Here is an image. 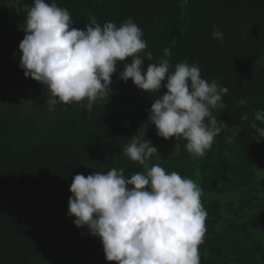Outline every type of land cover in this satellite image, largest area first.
<instances>
[{
    "label": "trees",
    "instance_id": "16d2710c",
    "mask_svg": "<svg viewBox=\"0 0 264 264\" xmlns=\"http://www.w3.org/2000/svg\"><path fill=\"white\" fill-rule=\"evenodd\" d=\"M6 1L0 0V8ZM55 2L68 9L79 29L90 16L101 25L111 21L117 26L132 18L147 41L140 55H153L146 63H158L163 49L170 48L173 69L187 60L200 67L202 78L219 80L228 89L226 108L213 114L224 129L206 155L194 159L183 138L165 140L151 124L140 129L153 100L167 90L146 93L117 74L109 98L91 111L75 102L49 110L44 86L26 78L19 67L25 7L33 4L19 0L18 28L9 26L0 12V264H94L98 257V264H115L106 260L99 238L74 225L75 217L68 215L69 188L76 174L106 173L114 167L123 168L126 177L143 172V165L124 155L132 135L150 139L156 147L150 165L192 179L203 194L220 185L249 194L264 191V139L255 141L250 127L253 113L264 109V0ZM213 26L224 33L223 43L212 37ZM122 70L123 64L118 65L117 73ZM16 89L29 92L18 98L12 94ZM241 99L246 106L238 104ZM245 112L248 121L241 120ZM245 199L239 210L257 209L258 232L253 223L221 222L219 202L203 201L207 217L204 242L198 246L200 264H264V246L254 238L255 233L264 236V197Z\"/></svg>",
    "mask_w": 264,
    "mask_h": 264
},
{
    "label": "clouds",
    "instance_id": "9594fccd",
    "mask_svg": "<svg viewBox=\"0 0 264 264\" xmlns=\"http://www.w3.org/2000/svg\"><path fill=\"white\" fill-rule=\"evenodd\" d=\"M25 12L19 67L26 78L44 86L49 110L58 103L75 102L91 111L95 103L109 98V85L117 74L146 93L167 90L153 100L140 129L151 124L165 140L183 138L194 159L203 158L223 132L224 125L213 110L226 108L227 87L219 80L202 78L200 67L187 60L173 69L170 48L163 49L164 58L158 63H146L153 55H140L147 41L132 18L117 26L111 21L101 25L90 16V22L79 29L73 27L68 9L55 0H33ZM212 37L224 41L216 26ZM120 64L123 70L117 73ZM238 104L246 106L247 100ZM241 120H249L247 112ZM250 127L255 141L264 139V109L253 113ZM123 151L144 171L130 177L115 167L106 173L76 174L68 200L74 225L99 238L106 260L115 264H200L198 246L204 242L207 217L202 188L158 163L150 165L158 154L150 139L132 135Z\"/></svg>",
    "mask_w": 264,
    "mask_h": 264
},
{
    "label": "rangeland",
    "instance_id": "374dc122",
    "mask_svg": "<svg viewBox=\"0 0 264 264\" xmlns=\"http://www.w3.org/2000/svg\"><path fill=\"white\" fill-rule=\"evenodd\" d=\"M18 2L19 0H7L2 4L0 8V12L4 15L8 25L13 28H18L20 26L18 20ZM28 92L29 89H16L12 91V94L18 98H22V94ZM255 176H257V178L258 176L259 178H261L262 175L255 174ZM254 196L264 197V191L261 190L260 192L253 191L252 194H249L247 190H243V189L237 190L226 185H220L215 190L203 194L201 200H202V204L205 199H214L217 202H219L222 211L221 222L225 220L234 219V220L246 222L248 226L252 225L251 223H253V230L256 228L257 231V216L259 214L258 212H256L257 209L256 208L250 209L249 207H244L243 209L239 210L241 199L248 200L245 198H252V197L254 198ZM254 202L255 200L252 203ZM254 238L255 239L257 238L259 243H261V245L264 246L263 235H261L260 233H255ZM99 259L101 260V257H98L97 261L94 264H98Z\"/></svg>",
    "mask_w": 264,
    "mask_h": 264
}]
</instances>
